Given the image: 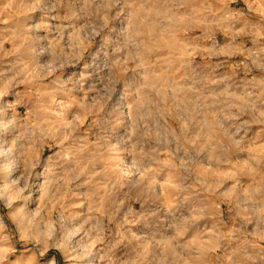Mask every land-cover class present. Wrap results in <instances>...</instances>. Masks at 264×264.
<instances>
[{
    "label": "rangeland",
    "instance_id": "1",
    "mask_svg": "<svg viewBox=\"0 0 264 264\" xmlns=\"http://www.w3.org/2000/svg\"><path fill=\"white\" fill-rule=\"evenodd\" d=\"M0 139V264H264V0H0Z\"/></svg>",
    "mask_w": 264,
    "mask_h": 264
},
{
    "label": "bare ground",
    "instance_id": "2",
    "mask_svg": "<svg viewBox=\"0 0 264 264\" xmlns=\"http://www.w3.org/2000/svg\"><path fill=\"white\" fill-rule=\"evenodd\" d=\"M6 146H8V145L6 144V142H5L3 139H0V153H3L4 151L7 150ZM7 151H8V150H7ZM6 158H7V157H6ZM6 158H5V159H6ZM6 176H7V174L4 176V181H6ZM2 186H3V185H2ZM29 197H30L29 194H27V195L25 196V199L23 200L22 204L20 205V207H19L17 210H19V209H23V208H24L25 203H27ZM21 212H22V210H19V215H18V218H19V219L22 218V213H21ZM49 261H50V260H49ZM49 263H50V262H49Z\"/></svg>",
    "mask_w": 264,
    "mask_h": 264
}]
</instances>
